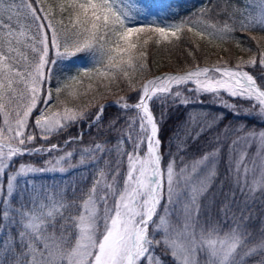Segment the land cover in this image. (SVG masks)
<instances>
[{
  "label": "snow or ice",
  "instance_id": "snow-or-ice-1",
  "mask_svg": "<svg viewBox=\"0 0 264 264\" xmlns=\"http://www.w3.org/2000/svg\"><path fill=\"white\" fill-rule=\"evenodd\" d=\"M256 8L246 16L241 13L240 30H264V0H257ZM169 9L166 0H0V235L6 228L17 229V238L9 231L0 245V264H164L156 255L161 246L170 254V264H246L256 256L257 264H264V232L253 242L240 224L224 230L212 217L215 201L206 198L220 149L177 171L174 158L164 163L162 119L150 109L157 100L162 106H187L202 103L200 98L208 95L234 116L264 124V75L245 70L259 66L264 72V48L234 67L219 60L210 67L147 79L137 87L133 80L147 67L146 49L154 37L160 45L179 40L186 29L212 44L232 40L237 30L232 16V23L219 27L208 23L201 29L199 21L187 20L162 25L160 14ZM21 13L31 23L21 22ZM251 39L259 47L264 37ZM81 53L90 66L58 77L57 66ZM125 84L138 98L129 103L130 97L119 95L114 101L126 115L131 113L117 142L109 147L103 140L79 150V165L94 169L87 190L77 194L73 188L69 196L67 188L28 179L66 172L76 150L64 148L79 143L83 134L65 140L64 147L49 141L84 120L90 128L96 126L107 106L97 108V98L106 99L113 86L124 91ZM90 94L92 99L81 107V98ZM235 99L248 106L238 107L231 102ZM217 119L201 125L195 138L212 129ZM190 121L197 123L192 114ZM116 123L108 130L116 129ZM235 132L243 135H237L233 146L258 143L264 151V128L240 125ZM26 156L48 158L40 165V160L25 162ZM244 159L242 153L235 164L236 186H248ZM258 190L264 192V171L248 187L253 195ZM230 209L225 203L219 213L226 217Z\"/></svg>",
  "mask_w": 264,
  "mask_h": 264
},
{
  "label": "trees",
  "instance_id": "trees-1",
  "mask_svg": "<svg viewBox=\"0 0 264 264\" xmlns=\"http://www.w3.org/2000/svg\"><path fill=\"white\" fill-rule=\"evenodd\" d=\"M49 2H53V0H49ZM166 2L170 4V9L166 13H162L159 21L162 25L180 23L187 20L190 24L193 21H199L198 27L201 29L208 23H214L219 27L225 22L232 23L233 20L230 19V16H232L237 30L231 34L233 36L232 40L223 43L216 41L212 44L208 43L207 40L192 36L186 29L179 40L171 38L169 42L162 41L160 45H156L154 37L146 49L148 52L147 67L142 73L138 72L133 80L137 87L146 77L156 74L161 68L170 71H184L189 67L211 66L219 60H227L229 61V66L234 67L238 60H247L254 53L258 56L260 48H264V40H260L258 47L257 42L251 39V37H257V39L264 37V30L256 28L242 31L239 28L241 13L245 16L247 15L244 0H166ZM207 30L210 31L212 29ZM237 40L240 42L239 47H237ZM197 46L199 50H197ZM225 49H228V51H225ZM189 51L193 53V56L188 55ZM85 65L90 66L84 54H77V57L70 58L69 61L57 66V76L76 75L77 69ZM245 70L256 77L264 75V72L260 71L259 66L255 70L247 67ZM85 83L87 84V81ZM54 84L55 81H53ZM121 87L125 90L120 91L113 86L112 94H108L106 99L97 98V108L99 104L107 106L104 108L101 120L96 126L90 128L88 120L81 121L60 136L52 138L49 143H56L64 147L65 140L70 137H79L82 133V139L79 143H72L64 148L65 151L76 150L73 158L76 157L81 148L94 142L107 140L109 141V147L114 145L121 134L119 130L125 126V122L131 113L126 115L123 109L111 101H115L119 95L130 97L129 103H135L138 98L135 92L127 91L126 84L121 85ZM101 91L104 90L101 89ZM91 99V94L82 97L79 102L81 107ZM201 100L203 101L202 103H190L187 106H174L170 103L162 106L159 100L155 103H150V109L153 111L154 116L157 120L162 119L159 125V136L162 141L161 151L165 157L164 163L166 164L168 160L174 158L178 171L181 167L191 164L205 153L219 148L217 174L211 182L206 198L207 201H211L213 198L215 201L212 217L214 220L219 219L224 230H227L229 226H234L235 223L240 224L242 229L251 234L250 240L255 242L259 239L260 234L264 232V192L258 190L254 195L249 194L246 190L242 192L235 184V177L229 170L230 166L227 158L232 140L239 134L235 132L237 127L246 125V130L253 128L262 129L264 124H261L258 119H248L243 115L234 116L227 109L218 107L211 96H202ZM240 102L237 101L235 104L243 107L248 106L246 101L243 104L242 101ZM96 110V108L91 109L93 112ZM162 113L163 117H161ZM190 114L197 121L195 125L190 121ZM221 116L222 118H220ZM216 118L219 119H217L212 129L206 130L198 138H195L196 133L200 131L201 125ZM113 121L117 122L116 129L109 131V125ZM255 149L257 150L256 155L264 158V151H259L253 146L248 151V156ZM47 158V156L43 158L26 156L24 161L40 160V165H42L43 159ZM111 158L114 159L115 154ZM105 159H109V157L106 156ZM101 165H103V161H101ZM200 175H204L203 171ZM16 201L17 198L15 197L12 201L13 205H17ZM225 203L231 204V209L226 217L219 213V209ZM233 215H235V220ZM0 216H2V213H0ZM174 217L176 218V216L172 217L173 220ZM2 223L3 221L0 220V224ZM9 231H11L14 239L17 238V229L12 228L10 230L6 228L3 235H0V245L8 238ZM157 239H160V236H157ZM17 251H19L18 246ZM156 255L161 258L164 264H170V254L164 251L163 246L157 249ZM259 259V256L249 258L246 264H257Z\"/></svg>",
  "mask_w": 264,
  "mask_h": 264
},
{
  "label": "rangeland",
  "instance_id": "rangeland-1",
  "mask_svg": "<svg viewBox=\"0 0 264 264\" xmlns=\"http://www.w3.org/2000/svg\"><path fill=\"white\" fill-rule=\"evenodd\" d=\"M244 1L246 3L247 13L249 11H252V12L257 11V8H256L257 0H244ZM16 2L20 3V0H16ZM161 15H162V13L160 14V20H161ZM20 21L23 23H31L30 20L25 19L24 13H21ZM13 23L15 24V20L13 21ZM210 31H212V30H210ZM200 67H206V65H202ZM177 72H181V71H173V70L170 71L168 69L161 68L156 74L149 76V77H146L145 80L151 79L154 77H161V76H164L166 74H172V73H177ZM145 80H143V81H145ZM188 86L194 87L191 84ZM237 101H239V102L242 101V104L244 103V101L240 100V99L232 100L231 102L236 103ZM111 102L114 103V101H111ZM238 106H240V105H238ZM256 130L259 131L261 129L256 128ZM238 135H243V133H239ZM236 138H237V136L232 140L231 149L229 151V154H228L229 156L227 158L229 160V166H230L229 170H230L231 174L234 175V177H235L236 176V173H235L236 161L239 159V156L242 153H244L245 154L244 166H246L249 169V173H248V177H247L248 186H245L244 183L242 182L241 185L238 187L240 190H241V188H243L244 190L248 191V187L251 186L253 179L258 178L261 171H264V158L262 156L256 155V152H257L256 149L253 152H251V154L248 156V151L250 150V148L252 146L259 149L260 146L258 143H243V142H241V143L233 146V141L236 140ZM57 154H63V153H57ZM79 159H80V156H79V152H78L76 154V157L72 158V160L70 162L72 165L71 167H69L68 164H65L67 171L64 173L37 174L35 176L28 177V179L33 180L37 185H58L61 188H67L69 196H71L72 189L76 188L77 194H79V189L83 188L84 190H87L91 186L93 173H94L93 167H91V166L85 167V166L79 165ZM240 174H241V180L243 181L244 167H241ZM4 183L6 185V178L4 180ZM16 198H17V200H19V194H17ZM15 206H17V205H13V207H15ZM173 216H175V213L173 214ZM175 220H176V218L174 217V221Z\"/></svg>",
  "mask_w": 264,
  "mask_h": 264
},
{
  "label": "water",
  "instance_id": "water-1",
  "mask_svg": "<svg viewBox=\"0 0 264 264\" xmlns=\"http://www.w3.org/2000/svg\"><path fill=\"white\" fill-rule=\"evenodd\" d=\"M208 67H210V66H208ZM183 71H181V72H177V73H172V74H179V73H182Z\"/></svg>",
  "mask_w": 264,
  "mask_h": 264
}]
</instances>
